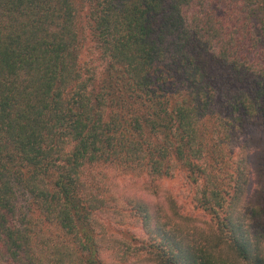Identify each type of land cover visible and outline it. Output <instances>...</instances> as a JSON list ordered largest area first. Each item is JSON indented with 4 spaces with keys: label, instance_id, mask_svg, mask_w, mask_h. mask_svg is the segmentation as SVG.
<instances>
[{
    "label": "trees",
    "instance_id": "16d2710c",
    "mask_svg": "<svg viewBox=\"0 0 264 264\" xmlns=\"http://www.w3.org/2000/svg\"><path fill=\"white\" fill-rule=\"evenodd\" d=\"M251 130L264 0H0V264H264ZM98 165L183 175L212 241L131 199L151 243L111 230L104 261Z\"/></svg>",
    "mask_w": 264,
    "mask_h": 264
},
{
    "label": "rangeland",
    "instance_id": "374dc122",
    "mask_svg": "<svg viewBox=\"0 0 264 264\" xmlns=\"http://www.w3.org/2000/svg\"><path fill=\"white\" fill-rule=\"evenodd\" d=\"M98 59V53L89 44L85 52L83 51V60L93 62L99 70L101 64ZM241 142L243 148L249 152L247 159L251 164L249 167L252 174L251 195L259 200L264 196V131H247L241 135ZM85 176L95 177L99 182L96 193L101 194L103 200L106 201L108 212L112 211V214L103 213L96 216L97 224L105 230L103 241L100 242L104 261L112 262L108 245L111 244L112 238L116 237L108 236L111 230L129 231L137 241L144 240L145 243H151L135 217L137 213L125 203L129 200L131 203V199L141 201L152 211L155 210L160 221L179 223L181 229L190 232L195 239L209 238L212 241L208 233L210 219L195 208L191 200L192 189L184 181L183 175L175 173L172 177L152 180L142 172L123 173L109 165H98L88 169ZM219 251L221 256L227 260L234 258V254L226 246ZM138 264H152V261L144 257V260Z\"/></svg>",
    "mask_w": 264,
    "mask_h": 264
}]
</instances>
